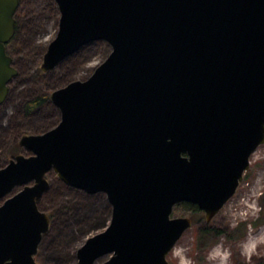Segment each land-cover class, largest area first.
<instances>
[{"label": "water", "instance_id": "1", "mask_svg": "<svg viewBox=\"0 0 264 264\" xmlns=\"http://www.w3.org/2000/svg\"><path fill=\"white\" fill-rule=\"evenodd\" d=\"M53 1L59 32L42 72L94 42L111 51L88 79L50 95L60 123L23 135L30 155L0 168V264H37L51 172L112 207L78 264H170L194 224L174 208L196 205L211 222L264 145V0ZM19 6L0 0V107L17 75L7 44Z\"/></svg>", "mask_w": 264, "mask_h": 264}, {"label": "rangeland", "instance_id": "2", "mask_svg": "<svg viewBox=\"0 0 264 264\" xmlns=\"http://www.w3.org/2000/svg\"><path fill=\"white\" fill-rule=\"evenodd\" d=\"M60 12L53 0H20L16 13L17 32L12 48L18 77L10 87L8 97L0 107V168L5 167L10 155H30L17 148L23 135L43 134L55 128L61 120L60 111L51 100L44 102L30 114L26 106L50 95L73 81L88 79L110 54L105 42H94L64 60L57 68L42 75L36 74L35 65L43 57L59 32ZM11 155V156H12ZM51 189L39 202V209L51 217L49 232L43 237L36 256L37 264H78L77 252L86 241L111 224L112 207L105 194L89 195L61 182L54 172L47 176ZM20 189H16L13 194ZM12 194V195H13ZM4 201V200H3ZM0 201V205L3 203ZM264 145L252 155L250 169L235 196L209 223L205 216L194 214V224L180 239L175 249L185 248L193 264H218L210 261L209 253L222 245L230 251L229 264H264V243L244 254V245L252 237L264 233ZM172 217H184L175 213ZM216 229L225 233L215 244L208 240L199 247L202 232ZM241 229V231H240ZM240 231V233L237 231ZM234 233L233 238L232 236ZM237 233V234H236ZM174 250L169 254L170 264H179ZM109 256L101 258L102 264Z\"/></svg>", "mask_w": 264, "mask_h": 264}, {"label": "trees", "instance_id": "3", "mask_svg": "<svg viewBox=\"0 0 264 264\" xmlns=\"http://www.w3.org/2000/svg\"><path fill=\"white\" fill-rule=\"evenodd\" d=\"M16 32H17V21H16ZM16 32H15V36H14L15 38H16ZM15 38H14V40H15ZM15 62H16V60H15ZM34 68H35L36 74L41 75V73H42L41 64H36ZM49 99H50V97H44L42 99H38V100L30 102L25 108L26 114H30L32 111H34L36 108H39L44 102L48 101ZM17 148H19L18 144H17ZM11 155L9 158H11V157L14 158L16 156V155L11 156ZM261 206H262V210H264V202H262ZM175 213H180L184 217H193L194 214H198V213L201 214V216H204V212H202L196 205L189 204V203H182V204L177 205L173 211V214H175ZM262 224H264V220H263ZM240 231H241V229H240ZM240 231L238 230L237 233L238 232L240 233ZM234 233L235 232H233L232 236H229V237L230 238L235 237V236H233ZM224 235H225V233L221 232L220 230L206 229L202 232V234L200 236L199 247L200 248L206 247L208 240H213V242L215 244H217L222 239V237Z\"/></svg>", "mask_w": 264, "mask_h": 264}, {"label": "clouds", "instance_id": "4", "mask_svg": "<svg viewBox=\"0 0 264 264\" xmlns=\"http://www.w3.org/2000/svg\"><path fill=\"white\" fill-rule=\"evenodd\" d=\"M261 243H264V233L252 237L249 242L245 243L244 254H247L250 258L252 251ZM186 251L185 248L174 250V254L179 259V264H193L192 259L186 255ZM230 256V251L223 249L222 245H218L216 249L209 253L208 259L210 261H218V264H229Z\"/></svg>", "mask_w": 264, "mask_h": 264}, {"label": "flooded vegetation", "instance_id": "5", "mask_svg": "<svg viewBox=\"0 0 264 264\" xmlns=\"http://www.w3.org/2000/svg\"><path fill=\"white\" fill-rule=\"evenodd\" d=\"M16 32V31H15ZM15 36V35H14ZM14 38L15 37H13L12 38V40L7 44V54L12 58V66L16 69V71H17V75L13 78V80L11 81V83H10V85H9V91H10V87L12 86V84L14 83V81L17 79V77H18V70H17V64H16V62H15V58H14V56H13V53H12V48L14 47ZM41 65H42V63H41ZM42 70V69H41ZM43 74V72L41 73V75ZM9 91H8V94H9ZM7 97H8V95H7ZM6 97V98H7ZM50 189H51V186H50ZM49 189V190H50ZM49 192V191H48ZM47 192V193H48ZM45 196V195H44ZM43 196V197H44ZM42 200V199H41ZM40 200V201H41ZM39 201V202H40ZM38 206H39V203H38ZM205 216V215H204ZM51 218V217H50Z\"/></svg>", "mask_w": 264, "mask_h": 264}]
</instances>
